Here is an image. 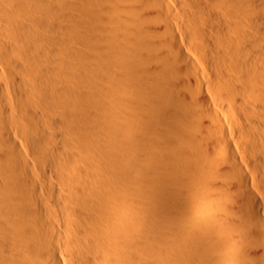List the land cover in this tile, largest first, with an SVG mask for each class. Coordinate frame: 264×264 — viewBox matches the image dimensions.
Returning a JSON list of instances; mask_svg holds the SVG:
<instances>
[{"label": "bare ground", "instance_id": "obj_1", "mask_svg": "<svg viewBox=\"0 0 264 264\" xmlns=\"http://www.w3.org/2000/svg\"><path fill=\"white\" fill-rule=\"evenodd\" d=\"M55 4L0 0V264H264V0Z\"/></svg>", "mask_w": 264, "mask_h": 264}, {"label": "rangeland", "instance_id": "obj_2", "mask_svg": "<svg viewBox=\"0 0 264 264\" xmlns=\"http://www.w3.org/2000/svg\"><path fill=\"white\" fill-rule=\"evenodd\" d=\"M59 1V2H58ZM65 1L67 2L68 0H62V2H60V0H54V2L56 3L55 5L56 6H58V5H60L61 7H62V4H64L65 3ZM58 3H61V4H58ZM112 2H110V6L112 7H114V5H112L113 3L114 4H116L115 6H117L118 5V3L116 2L115 3V1H113V3L111 4ZM58 4V5H57ZM60 6H58V8L57 7H55V8H57V9H59L60 8ZM112 7V8H113ZM118 7V6H117ZM116 7V8H117ZM115 9V8H114ZM119 11H121V10H119V8H117V10L115 9L114 10V12H115V15H117L116 13H119ZM54 16H55V14H54ZM118 16V15H117ZM56 18V17H55ZM250 27V28H249ZM45 28H46V30H45ZM45 28H41L40 27V34L43 36L45 33V35H52V34H55V32L53 33L52 32V30H49V28L48 27H45ZM246 28V30H248L249 32L251 31H253L254 29L251 27V26H246L245 27ZM49 30V31H48ZM17 31H18V33H17ZM21 31V30H20ZM19 30H13V29H11L10 30V35H11V38L12 37H16V38H12V41L14 42V43H16V42H18L19 40H21V38H19V36H21L22 35V33L21 32H23V31H21L20 32ZM12 32V33H11ZM119 32V33H118ZM118 32H116V40H118V41H120V40H123V36L125 35L124 33H123V30H122V32L121 31H118ZM19 33L21 34V35H19ZM48 33V34H47ZM123 33V34H122ZM126 33V32H125ZM121 35V36H119V35ZM45 35L43 36L44 38H45ZM17 37H18V39H17ZM22 37V36H21ZM118 37H120V38H118ZM122 37V38H121ZM23 38V37H22ZM18 40V41H17ZM16 41V42H15ZM44 42V41H43ZM5 52H9V50H7V51H5ZM4 52V53H5ZM11 56L13 55L12 53H11V51H10V53H9ZM14 56V55H13ZM1 58V61L2 62H5V59L3 60L2 58L3 57H0ZM0 61V64H3L2 62ZM122 62V61H121ZM5 64V63H4ZM135 73H136V69H135ZM134 73V76L136 77L137 76V74H135ZM137 85V84H136ZM135 84H133L132 85V90H134V92H135V94H137L136 95V100L137 101H135V103H134V107H133V109H134V112H136V110H137V113L136 114H141V116H143V117H145L146 115V117H147V119L149 118V120H148V122H147V124H145V125H143V124H140V123H138L136 120H132L131 118L130 119H125V123L127 124V127H128V129L129 130H132L137 136H142L141 138H142V140H146L147 141V139L149 140V139H151V138H158V139H160V137L162 138L163 137V134H164V132H162V130L163 129H165V127L164 128H162L161 129V127H163V125H164V121H167V120H169V117H170V108L171 107H169V106H172V104L174 103V102H177V101H179V100H181V98L179 99V97H178V95L176 94V93H174V91H171L168 87H164V89L162 88V92H164V93H162L159 89L156 91V95H158L157 93H158V91H159V95H161L160 97H159V99H160V101H161V99L164 101V103H163V109L166 111V115L163 113V111L161 112H159L157 109H156V107H154V105H153V107H152V104H151V100H152V97L150 96V94L148 93V91L145 89V88H143V87H140V86H136ZM134 86V87H133ZM12 87L10 86V89H11ZM136 90V91H135ZM138 90V91H137ZM11 91V95L13 96V89H11L10 90ZM13 91V92H12ZM137 92V93H136ZM163 95H162V94ZM166 94V95H165ZM176 94V95H175ZM140 95V96H139ZM105 97V99L108 101V102H111V103H113V100H112V98L110 97V96H104ZM151 97V98H150ZM13 98H14V100H15V95L13 96ZM151 99V100H150ZM166 99V100H165ZM16 101V100H15ZM174 101V102H173ZM181 101H183V99L181 100ZM180 101V102H181ZM170 102V103H169ZM179 102V103H180ZM184 102V101H183ZM183 102H181V104L183 105V104H185V103H183ZM161 105H162V102H161ZM169 105V106H168ZM136 106V107H135ZM153 108H154V110H153ZM168 108V109H167ZM140 110V111H139ZM150 110H151V112H150ZM145 111V112H144ZM164 111V112H165ZM142 112V113H141ZM157 112L162 116V118L163 119H161V117L159 118V114H157ZM112 114L114 113L113 111L111 112ZM144 113V114H143ZM169 115H168V114ZM2 113H0V128L1 129H3L2 128V126H5L8 122L7 121H5L6 119H7V117H6V115H1ZM156 114V115H155ZM151 115V116H150ZM153 115H155V116H153ZM6 117V118H4V117ZM115 116H117L116 114H115ZM167 116V117H166ZM142 117V118H143ZM117 117H115V119H114V121H117V119H116ZM166 120H165V119ZM136 119V118H135ZM161 119V120H160ZM151 120V121H150ZM157 120V121H156ZM5 121V122H4ZM150 121V122H149ZM159 121H162V122H159ZM7 122V123H6ZM138 123V124H137ZM3 124V125H2ZM5 124V125H4ZM160 125V126H159ZM158 126H159V129H158ZM165 126V125H164ZM157 127V128H156ZM157 129V130H156ZM158 130H160L159 132L162 134H160L159 132H158ZM157 131V132H156ZM164 131V130H163ZM148 134V135H147ZM154 136H153V135ZM157 134V135H156ZM159 134V135H158ZM144 135V136H143ZM160 136V137H159ZM146 138V139H145ZM161 140V139H160ZM149 144V143H148ZM153 146V147H152ZM148 148L150 149V152L151 151H155V150H157L156 148V146H154V145H148ZM149 150H144V153H145V155H148L149 154V152H148ZM148 152V153H147ZM149 156V155H148ZM148 156H147V158L145 159V157H143L142 159H141V162H142V164H143V168L141 169V170H144L143 172H148V171H150L151 170V173L149 172V173H144V175H143V172H140V171H138L137 170V175H138V177L139 176H142V178L141 177H139V180H141V182H143V179H146V178H148L147 180L149 181V188H148V192L146 191L145 192V194L147 195L146 197L147 198H149L148 200H150L151 201V203H153V199L154 200H156V199H158V195H157V193L155 192V190H154V187H153V185H152V182L154 181V179L156 178V173H157V171L158 170H156V169H159L160 167H162V166H165L164 164L165 163H163V162H157V163H155V161L153 160L154 158H151L150 157V159H151V161H150V159L148 158ZM149 159V162H147V160ZM153 165H152V164ZM152 167H154L153 169H152ZM159 167V168H158ZM122 168V170H125L124 169V167H121ZM163 168V167H162ZM146 169V170H145ZM148 170V171H147ZM155 170V171H154ZM153 171V172H152ZM148 176V177H147ZM152 181V182H151ZM153 184H154V182H153ZM157 201V200H156ZM153 247H155L154 248V251L157 253V251L159 250V251H161V248H163L164 247V242H163V240L161 241V239H157L156 241L154 240V242H153ZM158 257H159V253H157L156 254ZM156 256V257H157ZM156 257H155V259H156ZM157 257V258H158ZM158 259H164V258H158Z\"/></svg>", "mask_w": 264, "mask_h": 264}]
</instances>
